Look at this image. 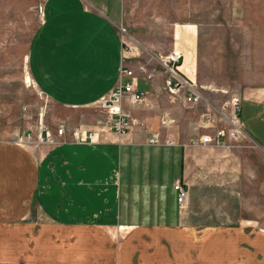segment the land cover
<instances>
[{"label": "crops", "instance_id": "0c3cea01", "mask_svg": "<svg viewBox=\"0 0 264 264\" xmlns=\"http://www.w3.org/2000/svg\"><path fill=\"white\" fill-rule=\"evenodd\" d=\"M38 3L25 76L55 104L93 105L121 64H142L137 51L161 50L143 33L134 48L124 45L122 0ZM194 34L193 25L173 26L165 50L195 51ZM183 66L192 72L188 53ZM151 80L137 76L146 98L159 88ZM121 108L144 113L124 101ZM145 114L125 136L105 130L83 142L65 131L52 133L53 143L24 144L0 130V264H264V234L232 220L241 166L233 149H264V87L240 93L242 135L229 149L193 144L189 133L159 132L150 144L158 123ZM175 182L186 190L182 207Z\"/></svg>", "mask_w": 264, "mask_h": 264}, {"label": "rangeland", "instance_id": "374dc122", "mask_svg": "<svg viewBox=\"0 0 264 264\" xmlns=\"http://www.w3.org/2000/svg\"><path fill=\"white\" fill-rule=\"evenodd\" d=\"M39 6L38 0H0V130L10 138H21L24 144H34L41 129L55 133L60 127L70 135L75 128L104 133L109 125L107 114L96 104L76 108L55 104L31 80H24L27 74L24 54L40 21ZM119 23L117 28L124 45L134 48L139 44V33L162 44L159 51H137L147 72L156 74L151 81L159 84V88L131 107H137V112H148L145 116L157 120L152 131L173 134L179 140H183L182 133H189L191 141L207 131L196 128L204 122L205 113L218 114L229 97L239 98L243 91L264 87V0H122ZM175 25L181 31L189 25L195 30V51H180L183 57L189 54L193 70L185 74L192 79L191 88L199 95L190 104L171 102L157 74L159 55L169 53L165 49ZM119 26L124 29L122 34ZM224 108L229 111V107ZM129 114L137 119L131 110ZM244 144L233 149L241 166L237 172L238 213H232L236 216L232 220L248 223L264 234V149ZM0 246L6 248L3 242Z\"/></svg>", "mask_w": 264, "mask_h": 264}, {"label": "built area", "instance_id": "2783aa9c", "mask_svg": "<svg viewBox=\"0 0 264 264\" xmlns=\"http://www.w3.org/2000/svg\"><path fill=\"white\" fill-rule=\"evenodd\" d=\"M119 31L122 34L124 29L119 26ZM125 46L129 49L133 48L130 45L125 44ZM183 58V54L176 50H170L164 56L159 55L160 71L158 73L161 76V88L166 91L171 102L180 101L190 104L196 102L199 95L191 88V84L193 83L192 79L179 68L183 63ZM137 72L142 75L141 77L144 81H150L154 76L152 72H147L146 67L142 64H139L136 69L121 64L115 85L106 95L94 103L107 114L106 121L109 123L107 130L116 133L118 137L127 135L135 122L130 117L129 112L121 108V103L124 101L128 105H137L142 103L146 96V91L137 88ZM225 106L229 107V111H225ZM238 112L239 98L237 96L229 97L222 105L221 112L218 114L205 113L204 122L199 123L196 128H203L207 131L199 134L195 139L191 140V143L213 145L229 149L233 145L227 143V141L236 142L242 135ZM162 121L165 124V119ZM143 130L146 131V128L144 127ZM61 133L62 128H57L55 134L60 135ZM96 135L97 133L86 132L79 128H75L71 132L72 139L79 142L92 141ZM27 136L30 137V134L27 133ZM18 140L22 142L21 138H18ZM37 142L53 143L52 133L46 129H41L36 135L35 143ZM147 142L150 144H158L159 132L152 131L147 138ZM163 143L170 144L172 141L170 139H164ZM172 187L176 192V202L178 206L182 207L186 190L180 182H175Z\"/></svg>", "mask_w": 264, "mask_h": 264}, {"label": "bare ground", "instance_id": "6f19581e", "mask_svg": "<svg viewBox=\"0 0 264 264\" xmlns=\"http://www.w3.org/2000/svg\"><path fill=\"white\" fill-rule=\"evenodd\" d=\"M179 68H180V70L183 71L184 73H187V72H188V68H187V67H184V66H183V63H182V65H181ZM189 70H192V69H189ZM25 80H26V82L29 81L27 75L25 76Z\"/></svg>", "mask_w": 264, "mask_h": 264}]
</instances>
